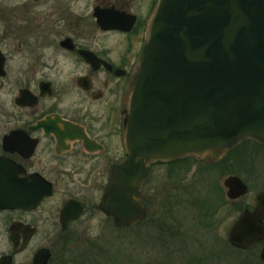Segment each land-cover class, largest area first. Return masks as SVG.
Masks as SVG:
<instances>
[{
  "label": "flooded vegetation",
  "instance_id": "obj_1",
  "mask_svg": "<svg viewBox=\"0 0 264 264\" xmlns=\"http://www.w3.org/2000/svg\"><path fill=\"white\" fill-rule=\"evenodd\" d=\"M158 1L0 0V190L15 201L0 208V264H90L68 244L96 236L97 221L95 232L133 226L118 227L101 200L127 157ZM38 189L51 192L30 206Z\"/></svg>",
  "mask_w": 264,
  "mask_h": 264
},
{
  "label": "water",
  "instance_id": "obj_2",
  "mask_svg": "<svg viewBox=\"0 0 264 264\" xmlns=\"http://www.w3.org/2000/svg\"><path fill=\"white\" fill-rule=\"evenodd\" d=\"M245 138L264 143V0H160L132 88L127 157L112 171L101 208L118 226L134 224L146 215L141 185L151 163L185 155L213 162ZM225 184L231 199L248 191L237 175ZM4 190L0 208L13 207ZM50 192L38 189L30 206ZM261 240L264 190L229 233L239 248Z\"/></svg>",
  "mask_w": 264,
  "mask_h": 264
},
{
  "label": "rangeland",
  "instance_id": "obj_3",
  "mask_svg": "<svg viewBox=\"0 0 264 264\" xmlns=\"http://www.w3.org/2000/svg\"><path fill=\"white\" fill-rule=\"evenodd\" d=\"M231 175L248 184L246 195L228 197L225 179ZM143 187L150 209L145 221L95 232L103 225L97 221L96 236L68 246L84 250L90 264H264L261 247L240 250L228 240L234 221L264 188V145L243 141L213 163L190 156L155 165Z\"/></svg>",
  "mask_w": 264,
  "mask_h": 264
}]
</instances>
